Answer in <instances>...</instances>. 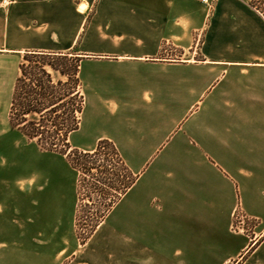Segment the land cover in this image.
<instances>
[{
    "label": "crops",
    "instance_id": "obj_1",
    "mask_svg": "<svg viewBox=\"0 0 264 264\" xmlns=\"http://www.w3.org/2000/svg\"><path fill=\"white\" fill-rule=\"evenodd\" d=\"M8 2L0 3V147L11 131L23 135L5 102L25 54L79 58L85 108L71 145L92 153L111 142L129 170L117 186L134 181L84 245L69 237L75 245L58 256L34 255L19 250L33 237L18 228L35 220L17 211L40 212L42 242L51 241L49 160L15 173L20 163H8L0 264H264V21L248 0L212 9L201 0ZM238 212L253 222L250 235L233 232Z\"/></svg>",
    "mask_w": 264,
    "mask_h": 264
},
{
    "label": "trees",
    "instance_id": "obj_2",
    "mask_svg": "<svg viewBox=\"0 0 264 264\" xmlns=\"http://www.w3.org/2000/svg\"><path fill=\"white\" fill-rule=\"evenodd\" d=\"M55 57L63 58L66 62L64 68L53 62L45 61ZM26 63H29V66H26ZM79 68V58L53 56L39 52L26 53L20 65L21 76L17 80L11 104L10 124L14 130L20 131L29 141L36 142L42 150L65 157L72 169L77 172L83 170L86 173H91L93 168L84 167L82 162L87 159L92 160L104 150L111 153L116 171L104 172L107 178L104 183L102 181L99 183H103L105 187H109L116 193L111 196L106 209L100 212L88 226L87 233L79 234V238L84 244L105 220L122 194L132 186L134 178H130L129 181L124 180V184L119 179L120 184L117 186L116 178H120L122 173L128 175L129 170L121 161L117 149L111 142L100 141L92 153H85L71 145L70 136L80 129L85 108V96L78 77ZM48 69L59 74L61 79L55 81ZM119 165L121 171H118ZM80 221L79 219L77 221L78 227Z\"/></svg>",
    "mask_w": 264,
    "mask_h": 264
},
{
    "label": "rangeland",
    "instance_id": "obj_3",
    "mask_svg": "<svg viewBox=\"0 0 264 264\" xmlns=\"http://www.w3.org/2000/svg\"><path fill=\"white\" fill-rule=\"evenodd\" d=\"M0 3L2 4V10L9 6L8 0H0ZM45 61L53 62L61 68H64L66 63L63 58L57 57L54 59H46ZM26 66H29V63H26ZM48 70L51 72V69ZM58 75L59 74H55V81L58 80ZM11 104L12 98L6 100L5 108L11 109ZM8 139L11 143L6 147H0V167L3 168L2 170L0 169V171L6 170L9 165L8 163L10 162L20 163V167L17 166L10 169L15 173L21 170L22 162L23 164H28L37 160L39 161L40 158L43 157L44 160H49L51 172L49 192L51 195V205H49L50 210L48 212L50 219V226L48 230L51 235V241L47 242L44 239L42 242V235H45L48 232L47 228H44L41 225H36V220H38L37 218L40 219V212L19 210L17 211L18 216L28 219L33 218V220H35V223L27 221L29 223L28 225L24 226L21 224L19 226V234L27 233L33 237V243H19V250L27 249L30 252H34L35 255L37 251L47 248L50 257H54L58 256L59 252H62L69 247L72 248L73 245H75L74 243L65 242L69 237H72L75 241H77V236L80 243L83 244L79 238V234L84 235L87 233L89 230L88 226L91 225L92 221L97 218V215H99L100 212L106 209V206L110 203L111 196L115 195L113 192L114 190L112 191L109 187H105V185H103L105 178H107V175H104V172L110 171L112 173L113 171H116L115 163L112 162L113 157L111 156V153L108 150H104L92 160H84L82 162L84 167L93 168L91 173H86L83 170L82 172H77L72 169L65 157L42 150L37 146L36 142L29 141V139L24 135L11 131V135ZM19 144H23L27 149H29L28 151L33 152L24 154L23 151H20L24 149H21ZM119 168H121L120 165L118 167V171L120 170ZM99 181H102L103 183H99ZM38 198V196L34 195L32 199L36 202L38 201ZM19 202L21 203L22 208L26 203H28L25 199H21ZM76 206L77 213L74 215L72 213L73 209H76ZM238 217H243L244 225H238ZM78 219L81 220L79 227L77 226ZM247 221V218L238 212L233 232L250 235L254 224L253 222L250 223ZM74 223L76 225H74ZM30 224H33V226ZM53 236H61L63 241L55 242V238H53ZM47 249H45V251Z\"/></svg>",
    "mask_w": 264,
    "mask_h": 264
},
{
    "label": "built area",
    "instance_id": "obj_4",
    "mask_svg": "<svg viewBox=\"0 0 264 264\" xmlns=\"http://www.w3.org/2000/svg\"><path fill=\"white\" fill-rule=\"evenodd\" d=\"M217 0H201V2L208 6L209 8H213ZM249 7L264 21V0H248ZM238 225H244L243 217L237 218Z\"/></svg>",
    "mask_w": 264,
    "mask_h": 264
}]
</instances>
